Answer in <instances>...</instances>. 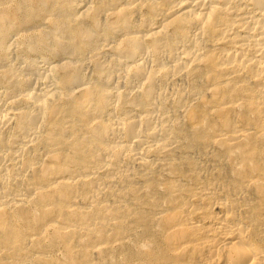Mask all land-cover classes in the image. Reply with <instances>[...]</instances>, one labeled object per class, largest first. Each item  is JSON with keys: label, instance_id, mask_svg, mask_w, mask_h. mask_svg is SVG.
Masks as SVG:
<instances>
[{"label": "bare ground", "instance_id": "6f19581e", "mask_svg": "<svg viewBox=\"0 0 264 264\" xmlns=\"http://www.w3.org/2000/svg\"><path fill=\"white\" fill-rule=\"evenodd\" d=\"M0 85V264H264V0H0Z\"/></svg>", "mask_w": 264, "mask_h": 264}, {"label": "rangeland", "instance_id": "374dc122", "mask_svg": "<svg viewBox=\"0 0 264 264\" xmlns=\"http://www.w3.org/2000/svg\"><path fill=\"white\" fill-rule=\"evenodd\" d=\"M26 51H27V49L26 48H24V47H22L21 45L20 46H17V54L16 55H18V56H20V59L21 58H23V57H25L26 58V56H27V54H26ZM21 53V54H20ZM20 54V55H19ZM16 55H14L13 54V56L14 57H16ZM23 56V57H22ZM36 56H37V58H36ZM35 57V58H34ZM38 57H42L41 56V53L40 52H36V53H34V54H32L31 55V57L29 58L28 57V61H30V60H32L33 61V59H35V60H37V59H40V58H38ZM22 60H24V58L23 59H21V61ZM184 81V82H183ZM188 81L187 80H179V81H176V82H174V83H171L170 84V86L167 84V86H166V84H165V87H163V89H164V92L166 93V98H168V99H166V100H168L167 102H166V106H165V110H164V112H165V114L166 113H168L167 115H173V112H174V108L172 107V105H171V103L169 102L170 100H169V98L171 97V95H173V97H171L172 99L178 94L176 91H178V92H180L179 90H181L182 91V89L184 90V92L187 94V92H186V90L188 91V83H187ZM176 84V85H175ZM186 84V85H185ZM1 86V85H0ZM170 88H169V87ZM188 86V87H187ZM178 87V88H177ZM181 87V88H180ZM183 87V88H182ZM174 88H176V89H174ZM179 89V90H178ZM176 90V91H175ZM176 92V93H175ZM169 95V96H168ZM188 98V99H187ZM195 97H191V96H189V95H186L185 96V98H184V101H183V107H181V109L179 110V111H181V112H179L178 113V115L180 116H178L179 118H181V119H183V122H182V124H181V128L184 130H188L190 127H191V125H189L190 124V122L188 121V122H186V111H188L189 109H192L193 107H195V106H197V104H198V101H197V99L195 98ZM187 99V100H186ZM193 100V101H192ZM185 102H186V104H185ZM190 102V103H189ZM197 103V104H196ZM170 104V105H169ZM193 106V107H192ZM172 107V108H171ZM192 107V108H191ZM170 108V109H169ZM171 112H170V111ZM186 126V127H185ZM44 152L45 151H43L42 153H41V156H40V158H39V160H41V161H43L44 160V162H47V157L45 156V154H44ZM43 154V155H42ZM175 154H177L176 153V151H175ZM178 155V154H177ZM181 155V154H180ZM43 157V158H42ZM204 162V161H203ZM205 162L209 165V164H211V163H214V161H212V162H210V160L208 161V159L207 160H205ZM205 162H204V165H207V164H205ZM209 162V163H208ZM159 169V168H158ZM162 169H163V171H162ZM160 171V172H159ZM158 178L160 179V180H163V179H165V178H170V176H169V174L168 173H166V171H165V169L163 168V166H160V169L158 170ZM165 174H167V175H165ZM130 199V198H129ZM152 229H153V227H152ZM139 229L138 228H136V232L138 231ZM134 231V230H133ZM131 234L130 235H132L133 236V232L131 231L130 232ZM128 236V238L130 239H128L127 237V239L125 238V242H127L128 244L130 243L131 244V241H132V236ZM129 240V241H128ZM129 244V245H130ZM118 255V257L119 258H121L122 256H121V254L119 253V254H117Z\"/></svg>", "mask_w": 264, "mask_h": 264}]
</instances>
